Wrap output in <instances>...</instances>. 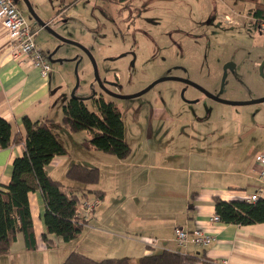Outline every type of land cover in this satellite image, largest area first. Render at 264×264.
Wrapping results in <instances>:
<instances>
[{"label":"crops","instance_id":"obj_1","mask_svg":"<svg viewBox=\"0 0 264 264\" xmlns=\"http://www.w3.org/2000/svg\"><path fill=\"white\" fill-rule=\"evenodd\" d=\"M64 1L69 2L64 4ZM76 1L30 0V3L42 19L58 28V24L70 21L71 11L78 12L74 9ZM91 1L87 0L86 4ZM42 2L49 3L51 11L45 12ZM26 18L41 41L54 46L56 42L51 34L44 33L33 19ZM39 41L36 40L42 48ZM10 43L6 28L0 23V116L10 122L13 136L21 138L0 148V185L9 182L12 161L24 151L22 117L47 118L68 153L55 155L45 169L53 178L71 186L80 201L100 198L91 215L79 218L83 226L71 242L86 250L76 251L94 259L127 256L133 263L143 254L169 249L195 257V264H264V222L236 224L211 220L215 214V196L247 200L249 194L263 185L256 176L255 156L264 151V108L225 109L223 114L216 115L217 123L211 125L209 119L176 116L155 101L149 113L151 124L144 123V135L143 128L140 133L136 129L129 140L125 128L124 137L131 147L127 156L86 149L81 141L89 132L80 130L83 132L76 135L79 131L71 132L61 124L62 101L71 95L69 77L68 88L61 86L54 90V77L49 74L43 77L28 61L13 59ZM242 134L249 135L244 142L240 138ZM73 163L98 168V179L79 183L67 178L66 170ZM260 196H264V185ZM28 199L36 247L25 249L18 234L0 260L4 264H22V261L23 264H58L55 255L69 241L54 233H47L48 240L43 239L46 232L43 197L36 189L28 193ZM177 226L189 231L194 228L210 231L214 239L206 247L192 241L179 246L174 236ZM66 249L63 260L74 250Z\"/></svg>","mask_w":264,"mask_h":264},{"label":"rangeland","instance_id":"obj_2","mask_svg":"<svg viewBox=\"0 0 264 264\" xmlns=\"http://www.w3.org/2000/svg\"><path fill=\"white\" fill-rule=\"evenodd\" d=\"M77 1L74 9L78 12L71 11L70 21L58 24L55 30L91 52L102 80L110 81L119 76L123 83L119 91L122 94L136 93L154 79L175 72L191 78L209 91L222 89L220 96L225 99L246 100L264 96V31L254 28L252 16L255 2L264 0H129L120 5L111 0H92L88 5L87 0ZM14 2L19 9L22 6L20 10L28 17L24 1ZM68 2L64 1V4ZM42 3L45 12L51 11L49 3ZM43 32L48 33L46 30ZM40 38L37 33L35 40H40L44 50L52 45ZM52 38L55 43L57 39ZM60 43L57 55L68 59L49 61L51 69L48 74L54 77L53 89L68 88V77V85H75V60L71 58L84 54L77 67L79 84L75 92L84 96L87 106L93 109L90 94L93 89L99 91L100 86L92 61L77 45ZM132 52L135 55L130 59ZM227 62L232 66L224 71ZM175 65L181 68L174 69ZM61 67L65 70L62 71ZM181 85L177 80L168 79L140 95L111 98L121 110L127 139L131 140L136 129L140 133L143 128V135L146 133L144 123L151 124L149 113L155 101L176 116L188 111L193 118L194 109H206V118L211 125L217 123V107L222 110L264 108V101L238 106L205 98L201 106L186 103L177 94ZM245 135L240 136L242 142L249 136ZM77 247L76 242L64 244L55 255L56 262L59 264L63 260L66 248L86 250L84 246ZM0 264L4 263L0 260Z\"/></svg>","mask_w":264,"mask_h":264},{"label":"trees","instance_id":"obj_3","mask_svg":"<svg viewBox=\"0 0 264 264\" xmlns=\"http://www.w3.org/2000/svg\"><path fill=\"white\" fill-rule=\"evenodd\" d=\"M254 12L264 18V3L256 2ZM47 54V51H45ZM75 95L63 99L61 124L71 132L87 130L88 137L81 144L86 149H96L118 157L127 156L131 147L124 137L125 125L120 108L115 102L90 95L93 109ZM50 119L22 117L25 128L24 151L12 161L10 180L0 185V255L9 252L17 235L21 234L25 249L36 247L28 193L38 189L45 209L42 219L46 232L54 233L64 241L73 240L80 232L83 222L75 217L79 196L71 186L53 178L45 166L55 155L68 153L67 147L49 124ZM12 134L11 124L0 116V148L18 141ZM67 178L79 183H93L99 177L98 168L73 163L66 170ZM214 211L225 223L251 224L264 222V196L255 200H225L213 198ZM195 264V257L180 251L158 249L143 254L135 263L127 256L94 259L79 251H70L61 264Z\"/></svg>","mask_w":264,"mask_h":264},{"label":"built area","instance_id":"obj_4","mask_svg":"<svg viewBox=\"0 0 264 264\" xmlns=\"http://www.w3.org/2000/svg\"><path fill=\"white\" fill-rule=\"evenodd\" d=\"M0 23L6 28L11 40V57L19 62L28 61L39 69L43 77H46L51 67L44 50L35 40L37 30L16 6L14 0H0ZM255 170L257 178L264 185V151L258 152L255 156ZM263 185L259 186L258 191L249 194L247 200L257 199ZM99 200L100 198L95 196L92 199L85 198L79 201L74 214L75 218L79 221H82L79 218L86 219L92 214ZM211 220L219 221V216L213 214ZM174 236L179 246H185L189 241H192L199 247H206L214 239V235L210 231L201 228L189 231L182 226L175 227Z\"/></svg>","mask_w":264,"mask_h":264},{"label":"flooded vegetation","instance_id":"obj_5","mask_svg":"<svg viewBox=\"0 0 264 264\" xmlns=\"http://www.w3.org/2000/svg\"><path fill=\"white\" fill-rule=\"evenodd\" d=\"M112 2H114V3H117V4H124V3H126L127 1H129V0H111ZM257 2H262V1H257ZM262 3H264V1L262 2ZM255 4H256V2H255ZM255 4H254V9H255ZM252 16H253V18H254V23H255V25H254V28H258L260 31H264V18H261V17H258L257 16V14L254 12V10L252 11ZM50 25L53 27V25L51 24V21H50ZM54 28V27H53ZM54 29H57V28H54ZM210 29V31H212L211 29L212 28H209ZM50 34V33H49ZM52 37H54L53 35H51ZM56 38V37H55ZM57 39V40H56ZM55 40H56V43L54 44V46H50L49 48H48V50L49 51H51V50H53L54 48H57L56 49V51L54 52V54L52 55V57L53 58H60V59H62V61L61 62H63L64 60H67L68 58L67 57H62V56H59V55H57V52H58V49H59V47L61 46V43L60 42H65V41H62V40H60V39H58V38H56ZM67 43H69V42H67ZM73 44V43H72ZM78 46V45H77ZM78 47H80V46H78ZM85 47V46H84ZM83 51H85L88 55L89 54H91V52L85 47V49H83L82 47H80ZM89 52V53H88ZM126 53V52H125ZM83 55L84 54H81V56H74L73 58H71V60H75V64L77 63V67H78V64H79V62H80V60H82V58H83ZM135 54L132 52L131 53V56H130V59L131 58H133V56H134ZM89 57H90V59H91V61H92V64H93V69H94V64H95V67H96V70H97V66H96V62H95V59H94V57L92 56V54L91 55H89ZM58 62V61H57ZM255 64L257 65L258 64V62H255ZM75 66V65H74ZM231 63L230 62H227V63H225V66H224V71H228V69L229 68H231ZM174 69H178V68H181V66L180 65H175L174 67H173ZM97 73H98V71H97ZM94 75H95V72H94ZM167 75H175V76H179V77H181V78H185V79H189V78H187L186 76H183V75H181V74H176L175 72L174 73H168V74H166L165 76H167ZM98 76H99V74H98ZM95 78H96V81L98 82V84H99V86H100V90L99 91H96L95 89H93V91L91 92V94L90 95H93V96H95V97H102V98H104V99H106L105 98V96L107 95V96H109L110 98L108 99V101H112V102H115V101H113V99H111V98H114V97H118V96H115L113 93H115V94H122V92H119V91H121L120 89H122V87H123V83L121 82V80L119 79V76L117 77V79H111L110 81H107V80H102L100 77L97 79V77L95 76ZM159 78V77H158ZM191 79V78H190ZM189 79V80H190ZM155 80V79H154ZM153 80V81H154ZM168 80V79H167ZM171 80H177V81H179V82H181L182 83V85H181V89L179 90V91H177V94L181 97V98H183V101L184 102H186V103H195V104H199L200 106H201V104H203V103H205V98H208V99H212V100H215V101H217V102H221V103H226V104H232V103H229V102H225V101H223L222 99H225V98H222L221 96H220V93H221V91H222V89H220V88H216L215 90H212V91H209V89H207L206 87H204V86H201V85H199L198 83H196V82H194V81H192V80H190V81H192L193 83H188V82H185L184 80H180V79H171ZM163 81V80H162ZM152 82V81H151ZM150 82V83H151ZM149 83V84H150ZM158 83V82H157ZM157 83H155V84H157ZM148 84V85H149ZM154 84V85H155ZM154 85H152L151 87H153ZM150 87V88H151ZM191 87L193 88V89H196V90H193V89H191ZM149 88V89H150ZM71 89H72V87H71ZM77 89V88H76ZM117 89H119V90H117ZM148 89V90H149ZM142 90V89H141ZM76 91V90H75ZM140 91V90H139ZM139 91H137V92H139ZM146 92V91H145ZM76 93V92H75ZM125 94V93H124ZM131 94H133V93H131ZM214 95H217L219 98H217L216 96H214ZM214 96V97H213ZM202 97V98H201ZM260 97H263V96H260ZM260 97H255V98H260ZM119 98H121V97H119ZM255 98H251V99H255ZM251 99H246V100H251ZM107 100V99H106ZM225 100H229V99H225ZM263 102V101H262ZM116 103V102H115ZM255 103H258V102H255ZM117 104V103H116ZM248 104H250V103H248ZM232 105H243V104H232ZM211 108H215V107H213V106H211V105H209ZM202 107H205V106H203L202 105ZM200 109L199 110H196V109H194V117H196V118H203V119H205L204 121H206V120H208L206 117H207V114H208V111H206V109H204L203 111H202V109H201V107H199ZM196 110V111H195ZM201 110V111H200ZM217 110L219 111V113H217V114H219V115H221V114H223V110L221 109V108H218L217 107ZM180 114L181 115H189L190 113L188 112V111H183V112H180ZM199 114V115H198ZM202 119V120H203Z\"/></svg>","mask_w":264,"mask_h":264},{"label":"water","instance_id":"obj_6","mask_svg":"<svg viewBox=\"0 0 264 264\" xmlns=\"http://www.w3.org/2000/svg\"><path fill=\"white\" fill-rule=\"evenodd\" d=\"M26 7H27V10H28V18L29 19H33L34 23L36 25H39L41 28H43L44 30H46L47 32H49L51 35H53L54 37L62 40V41H65V42H69V43H73L75 45H78L80 47H82L83 49H85V47L77 42V41H74L72 39H69V38H66L64 37L63 35L59 34L51 25H50V21H45L44 19H42L37 13L36 11L33 9L31 3L29 0H23ZM57 48H54L53 50L49 51L47 50V58L50 62H61L62 59L60 58H53L52 55L54 54V52L56 51ZM89 53V52H88ZM91 55V54H89ZM74 59V58H73ZM92 59V58H91ZM94 72H95V76L97 77V79L99 78L98 76V73H97V70H96V67H95V64H94ZM74 73L76 75V82H75V85L72 87L70 93H71V96L75 95V90L79 84V77H78V74H77V63L75 64L74 66ZM167 79H180V80H184L185 82H188V83H193L192 81H190L189 79H185V78H181L179 76H175V75H167V76H161L157 79H155L154 81H152L149 85H147L146 87H144L142 90H140L139 92H136V93H133V94H115L113 93L115 96H118V97H121V98H129V97H133V96H137V95H140L142 93H144L145 91H147L152 85H154L155 83L157 82H160L162 80H167ZM216 96L217 98H219L217 95H214ZM213 96V97H214ZM79 98H81L82 100H85L86 98L84 96H77ZM91 98V97H90ZM223 101L225 102H229V103H232V104H248V103H255V102H262L264 101V96L263 97H260V98H255V99H251V100H225V99H222Z\"/></svg>","mask_w":264,"mask_h":264},{"label":"bare ground","instance_id":"obj_7","mask_svg":"<svg viewBox=\"0 0 264 264\" xmlns=\"http://www.w3.org/2000/svg\"><path fill=\"white\" fill-rule=\"evenodd\" d=\"M45 52V51H44ZM46 57H47V54H46ZM48 59V58H47ZM49 61V60H48ZM49 72V71H48ZM48 75V74H47ZM219 220H220V218H219Z\"/></svg>","mask_w":264,"mask_h":264}]
</instances>
